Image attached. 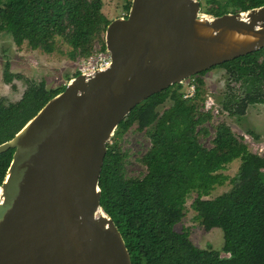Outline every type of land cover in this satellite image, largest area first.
<instances>
[{
  "label": "trees",
  "instance_id": "trees-1",
  "mask_svg": "<svg viewBox=\"0 0 264 264\" xmlns=\"http://www.w3.org/2000/svg\"><path fill=\"white\" fill-rule=\"evenodd\" d=\"M132 0L125 4L128 15ZM264 5V0H207L204 12L219 16ZM104 0H0V41L12 35L18 47L27 44L46 53L62 51L71 60L88 57L97 44L106 50L105 32L112 21L103 11ZM64 52V51H63ZM11 82L22 74L10 71ZM216 67L226 70L231 82L239 83L243 96L231 82L230 98L223 107L232 115L244 114L251 104L264 103V47ZM207 71L192 76L195 96L184 97V83L151 95L121 121L108 143L101 177V204L114 219L131 253L133 264H264V156L253 152L233 129L221 122L215 127L211 146L201 138L209 135L206 126L213 118L204 111ZM76 72L74 76L79 75ZM28 82L23 96L12 102L0 99V144L15 134L55 95L66 88H49L42 80ZM173 106L159 112L168 100ZM154 126L151 146L139 158L145 167L140 176H128L127 151L121 142L134 125ZM14 148L0 153V185ZM240 159L237 174L223 171ZM230 180L224 195L210 196L217 185ZM196 191L192 207L206 230L221 227V249L202 248L191 239L189 229L175 226L185 216L190 193ZM222 252L229 256H223Z\"/></svg>",
  "mask_w": 264,
  "mask_h": 264
},
{
  "label": "water",
  "instance_id": "water-1",
  "mask_svg": "<svg viewBox=\"0 0 264 264\" xmlns=\"http://www.w3.org/2000/svg\"><path fill=\"white\" fill-rule=\"evenodd\" d=\"M107 68L80 73L15 136L0 185V264H133L101 204L108 143L141 102L264 47V5L213 15L200 0H132L105 32Z\"/></svg>",
  "mask_w": 264,
  "mask_h": 264
},
{
  "label": "rangeland",
  "instance_id": "rangeland-1",
  "mask_svg": "<svg viewBox=\"0 0 264 264\" xmlns=\"http://www.w3.org/2000/svg\"><path fill=\"white\" fill-rule=\"evenodd\" d=\"M128 0H104L103 11L110 19H115L124 16L126 13L125 4ZM202 5L207 3V0H200ZM203 8V7H202ZM97 46H99L97 44ZM62 51L54 53H46L42 50H33L27 44L18 47L10 33L5 32L0 41V99L6 102L19 100L25 90L28 82L25 80H35L40 82L44 80L49 88H55L67 84L76 72H78L77 60H71L65 53L67 45L64 44ZM64 51V52H63ZM10 62V71L14 74H22V78L14 77L11 82H7L4 78L6 71V63ZM205 81V96L212 95L219 108L213 115L210 122L206 124L209 135L202 137L201 142L205 146L212 145V139L215 135V127L218 123L229 125L233 131L249 145L252 151H256L255 147L250 144L254 142L256 145H264V103L251 104L244 114L232 115L223 107V102L227 101L230 96L229 75L223 68H215L210 70L202 77ZM234 84V83H233ZM234 86L238 90L240 96H243V89L239 83ZM184 87L187 85L184 83ZM185 90V89H184ZM173 106V100L168 99L160 108L159 112ZM154 126L147 129H139L137 124L132 127L122 138L123 148L128 153L125 164V172L128 176H140L145 172L144 165L139 158L151 146V134ZM249 140L245 139V136ZM112 142V140H111ZM264 156V152L262 153ZM241 160L236 159L229 163L223 171L229 176L234 177L239 169ZM233 184L230 180L224 184L217 185L210 196L206 198H214L224 195L232 188ZM197 196V192L190 193L186 207L185 216L176 224L175 228L178 231L189 229L193 242L202 248L213 247L221 249L224 245V231L221 227H214L211 230H206L203 226L197 212L193 209L192 203ZM223 256H229L228 253L222 252Z\"/></svg>",
  "mask_w": 264,
  "mask_h": 264
},
{
  "label": "built area",
  "instance_id": "built-area-1",
  "mask_svg": "<svg viewBox=\"0 0 264 264\" xmlns=\"http://www.w3.org/2000/svg\"><path fill=\"white\" fill-rule=\"evenodd\" d=\"M111 62H112V56L110 52L107 50H102L100 46H97L96 51L93 54H91L88 57L79 58L77 60L78 72L84 73L89 71H95L102 68H107L108 66H110ZM188 79L184 81V83L187 85L184 91L185 98H191L195 96L197 91V84L195 80L194 79L188 80ZM217 107L218 106L215 102L214 97L211 94L207 95L204 101L203 110L210 111L212 112L213 115H215L219 111V108ZM244 136L246 140L247 139L249 140V137L247 135ZM249 142L251 145L255 147L256 149L255 153L262 155V153L264 152V145L258 146L254 142H251L250 140Z\"/></svg>",
  "mask_w": 264,
  "mask_h": 264
},
{
  "label": "flooded vegetation",
  "instance_id": "flooded-vegetation-1",
  "mask_svg": "<svg viewBox=\"0 0 264 264\" xmlns=\"http://www.w3.org/2000/svg\"><path fill=\"white\" fill-rule=\"evenodd\" d=\"M201 5H202V3H201ZM202 7H203V5H202ZM217 66H218V65H217ZM214 67H215V66H214ZM214 67H212L211 69L207 70L206 74H207L210 70L215 69ZM216 68H218V67H216ZM220 68H221V67H220ZM206 74H205V75H206ZM205 81H206V80H205ZM230 82H231V81H230V79H229V83H230ZM229 83H228V84H229ZM233 83H234V82H231V85H234V84H235V83H234V84H233ZM261 156H262V155H261Z\"/></svg>",
  "mask_w": 264,
  "mask_h": 264
}]
</instances>
